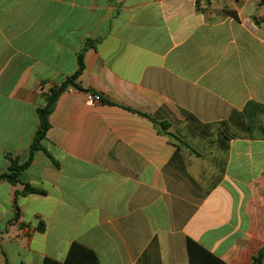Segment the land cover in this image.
<instances>
[{"label": "crops", "instance_id": "1", "mask_svg": "<svg viewBox=\"0 0 264 264\" xmlns=\"http://www.w3.org/2000/svg\"><path fill=\"white\" fill-rule=\"evenodd\" d=\"M87 41L81 90L60 95L20 183L0 179V264L64 263L74 243L99 264H190L188 238L251 264L264 139L243 111L264 106V0H0V174L28 160Z\"/></svg>", "mask_w": 264, "mask_h": 264}, {"label": "trees", "instance_id": "2", "mask_svg": "<svg viewBox=\"0 0 264 264\" xmlns=\"http://www.w3.org/2000/svg\"><path fill=\"white\" fill-rule=\"evenodd\" d=\"M92 44V42L87 41L83 49L78 53L76 72L71 77L67 78L65 82H63L59 87L53 88L47 94H45V106L38 110L40 124L34 137L28 160L24 163H19L18 160L10 159L9 169L7 172L0 174V179L6 180L11 184L20 183L21 173L32 162L35 154L43 150L42 142L50 128L49 117L52 114L60 95L69 87H74L75 89L81 90V87L76 84V81L85 68L84 53L92 46ZM243 113L246 117L247 135L252 138L264 139V118H262L264 115V106L250 102L245 107ZM162 127L163 129H166L167 126L163 123ZM33 193H36L34 189L29 186H25L21 192L16 193V196L29 195ZM14 204L17 218L19 216V208L17 206L16 199ZM187 252L190 264H227L190 238L187 239ZM263 261L264 246L258 251L256 255L253 256L251 264H263ZM44 264H99V261L97 256L91 250L81 244L74 243L64 263H58L46 259Z\"/></svg>", "mask_w": 264, "mask_h": 264}, {"label": "built area", "instance_id": "3", "mask_svg": "<svg viewBox=\"0 0 264 264\" xmlns=\"http://www.w3.org/2000/svg\"><path fill=\"white\" fill-rule=\"evenodd\" d=\"M68 91L74 92L75 88L69 87ZM85 96H86V103L90 106H95L96 104H99L102 102L101 97L99 95L87 93Z\"/></svg>", "mask_w": 264, "mask_h": 264}, {"label": "rangeland", "instance_id": "4", "mask_svg": "<svg viewBox=\"0 0 264 264\" xmlns=\"http://www.w3.org/2000/svg\"><path fill=\"white\" fill-rule=\"evenodd\" d=\"M233 130H232V134L234 136H238L240 134V130H243L245 128V125H242V123H240L238 120H234L233 122Z\"/></svg>", "mask_w": 264, "mask_h": 264}]
</instances>
